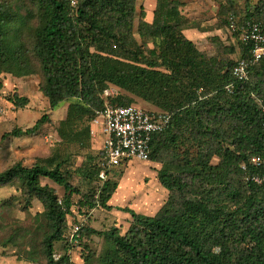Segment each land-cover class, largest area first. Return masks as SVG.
Listing matches in <instances>:
<instances>
[{"label": "trees", "instance_id": "16d2710c", "mask_svg": "<svg viewBox=\"0 0 264 264\" xmlns=\"http://www.w3.org/2000/svg\"><path fill=\"white\" fill-rule=\"evenodd\" d=\"M136 3L76 0L72 8L69 0H0V77L39 72V90L50 109L76 101L59 125L61 143L84 146L90 140L89 125L103 109L105 89L118 93L112 104L141 101L170 115L169 127L152 139L149 158L160 165L157 179L168 198L153 217L119 209L131 218L123 235L116 228L80 227L79 237L96 235L106 242L98 264H264V185L252 181L263 170L250 163L264 145V59L238 82L232 76L234 62L199 51L185 37L187 30L208 31L184 19L176 0H156L150 22L140 8L134 26ZM224 12L227 28L231 17L238 28L263 22L264 0L254 7L246 1L240 11L230 3ZM136 36L150 38L152 48L146 50ZM233 36L238 39V33ZM239 44L241 58H247V48ZM230 85L233 95L226 90ZM8 101L18 109L28 102L15 93ZM83 117L86 125L76 132ZM48 122L43 115L33 127L9 135H34ZM64 162L53 155L31 167L17 163L0 172V188L17 184L26 205L34 198L42 204L43 264H69L65 254L53 258L55 244L66 240L69 197L79 192L69 184ZM81 172L89 189L79 205L93 209L99 199L110 210L106 202L116 185L107 180L98 186L97 166ZM41 178L64 189L62 205Z\"/></svg>", "mask_w": 264, "mask_h": 264}, {"label": "rangeland", "instance_id": "374dc122", "mask_svg": "<svg viewBox=\"0 0 264 264\" xmlns=\"http://www.w3.org/2000/svg\"><path fill=\"white\" fill-rule=\"evenodd\" d=\"M170 1V0H169ZM179 12L184 19L199 25L198 29L187 30L185 37L190 40L199 51L207 55H220L229 61L236 62L241 58L242 48L239 41L222 22V15L226 9L230 10V3L235 4L240 11L246 1L255 6L260 0H176ZM156 6V0H137L136 18L138 22L139 9L145 12V21L150 22ZM264 22V21H263ZM223 25L222 28H218ZM136 40L146 50L152 48L151 39ZM231 49L232 53L222 51L221 47ZM0 89V172L5 171L14 164L31 167L40 161L56 156L60 161H65L62 170L67 173L69 184L78 190L70 195V214L67 216L65 235L72 233V226L79 225L97 232H106L112 228L119 230L123 235L129 228L131 218L119 209H130L136 214L153 217L165 204L168 192L162 188L157 179L160 165L137 160L125 162L121 167L111 169L107 175L108 181L116 187L110 192L106 206L99 205L93 209L82 208L79 205L81 198L88 192L87 178L81 170L86 166H97L100 162L97 141L90 140L84 146L77 144L61 143L58 128L65 121L69 105L75 100L58 105L50 109L48 100L40 92L42 76L39 72L27 77L15 78L2 75ZM116 91L115 89H112ZM27 99L23 109L15 108L8 98L13 94ZM137 107L157 111L137 101ZM47 115L46 123L36 134L30 136H11L14 130L25 131L34 126L37 120ZM77 123L75 130L79 132L86 125ZM42 186L55 190L60 201L65 197L62 187L41 178ZM98 186L102 183L98 182ZM96 185V186H97ZM19 185L11 184L0 188V264H43L40 253V244L43 235L47 232L43 216L42 204L37 199L30 200L26 205L25 198L19 191ZM69 194V193H67ZM101 200V199H100ZM67 240L55 244V254H66L69 249V264H98L97 258L105 249L106 242L96 236H80L77 242L66 247ZM67 256V255H66Z\"/></svg>", "mask_w": 264, "mask_h": 264}, {"label": "built area", "instance_id": "2783aa9c", "mask_svg": "<svg viewBox=\"0 0 264 264\" xmlns=\"http://www.w3.org/2000/svg\"><path fill=\"white\" fill-rule=\"evenodd\" d=\"M72 8L76 0H69ZM228 30L233 35L238 33V40L247 48V58L237 60L232 68V76L238 82L248 79V69L264 59V22L248 21L240 28L235 25L232 17L229 19ZM228 93L233 95L232 86L226 87ZM105 103L103 109L96 112L89 125L91 140L100 144L101 157L98 167V181L104 183L111 169L121 167L125 162L137 160L142 163L149 162L151 155V142L154 136L163 133L170 125V115L137 106H119L110 103L118 93L112 89L103 90ZM264 128V124H263ZM251 165L263 170L260 177H253L252 181L264 185V145L261 154L254 156ZM242 170L245 167L242 166ZM62 205V201H58ZM80 226H72V233L66 237L69 245H73L79 238ZM69 249L65 255H69ZM61 254H54L58 261Z\"/></svg>", "mask_w": 264, "mask_h": 264}]
</instances>
